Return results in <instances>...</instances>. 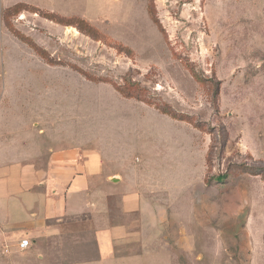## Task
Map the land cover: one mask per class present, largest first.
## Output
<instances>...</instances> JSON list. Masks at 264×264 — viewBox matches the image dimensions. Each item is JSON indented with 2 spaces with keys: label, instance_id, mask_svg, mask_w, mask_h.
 Returning <instances> with one entry per match:
<instances>
[{
  "label": "rangeland",
  "instance_id": "374dc122",
  "mask_svg": "<svg viewBox=\"0 0 264 264\" xmlns=\"http://www.w3.org/2000/svg\"><path fill=\"white\" fill-rule=\"evenodd\" d=\"M29 134L102 161L52 263L264 264V0H0L11 158Z\"/></svg>",
  "mask_w": 264,
  "mask_h": 264
},
{
  "label": "crops",
  "instance_id": "0c3cea01",
  "mask_svg": "<svg viewBox=\"0 0 264 264\" xmlns=\"http://www.w3.org/2000/svg\"><path fill=\"white\" fill-rule=\"evenodd\" d=\"M39 135L29 134L32 142L23 138V153L16 158L10 157L13 143L0 137V247L8 252L0 264H54L44 253L45 240L58 233L67 217L93 205L89 201L92 174L103 169L98 154L53 142V147L46 144L49 148L42 156ZM119 179L113 173L105 181L115 185ZM22 237L29 239V245L19 250ZM15 252L25 253L28 259H15Z\"/></svg>",
  "mask_w": 264,
  "mask_h": 264
},
{
  "label": "trees",
  "instance_id": "16d2710c",
  "mask_svg": "<svg viewBox=\"0 0 264 264\" xmlns=\"http://www.w3.org/2000/svg\"><path fill=\"white\" fill-rule=\"evenodd\" d=\"M26 8H27V6L24 3H20V2L15 3V4L5 8V10L3 12L4 19L10 13H15V12L17 13L23 9H26ZM33 11L39 13L41 16H43L49 20H52L54 22L61 23L63 25H74L81 32L87 33L89 35H95V29L93 28L94 26L91 25L87 20H85L81 17L76 16V17H71V18H63V17H60V16H58L52 12H45V11L40 10L38 8H34ZM127 89H128L127 87L120 88L122 95H124L126 97L133 96V97L138 98L139 100L144 101V99L139 98L138 93H131ZM216 91H217V87L215 88V92ZM133 94H135V95H133ZM216 179H217V181H220L222 179V176H217Z\"/></svg>",
  "mask_w": 264,
  "mask_h": 264
},
{
  "label": "built area",
  "instance_id": "2783aa9c",
  "mask_svg": "<svg viewBox=\"0 0 264 264\" xmlns=\"http://www.w3.org/2000/svg\"><path fill=\"white\" fill-rule=\"evenodd\" d=\"M28 245H29V239L27 237H22L17 242V248L19 250H23L27 248Z\"/></svg>",
  "mask_w": 264,
  "mask_h": 264
},
{
  "label": "water",
  "instance_id": "95a60500",
  "mask_svg": "<svg viewBox=\"0 0 264 264\" xmlns=\"http://www.w3.org/2000/svg\"><path fill=\"white\" fill-rule=\"evenodd\" d=\"M117 179H118V177L111 178V180H113V181H116Z\"/></svg>",
  "mask_w": 264,
  "mask_h": 264
},
{
  "label": "bare ground",
  "instance_id": "6f19581e",
  "mask_svg": "<svg viewBox=\"0 0 264 264\" xmlns=\"http://www.w3.org/2000/svg\"><path fill=\"white\" fill-rule=\"evenodd\" d=\"M70 27V26H69ZM73 31L75 32V33H78L74 28H73Z\"/></svg>",
  "mask_w": 264,
  "mask_h": 264
}]
</instances>
